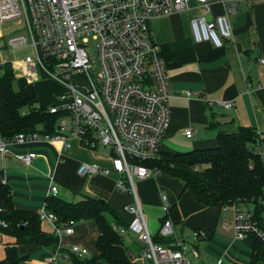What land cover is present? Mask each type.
I'll return each instance as SVG.
<instances>
[{
  "label": "built area",
  "instance_id": "1",
  "mask_svg": "<svg viewBox=\"0 0 264 264\" xmlns=\"http://www.w3.org/2000/svg\"><path fill=\"white\" fill-rule=\"evenodd\" d=\"M197 1L208 8L213 0ZM187 8V0H0V39L6 23L15 22L7 31L19 24L23 26L21 31L0 41V53L7 57L9 51L32 50L30 55L11 62L14 76L25 78L29 84L49 77L68 89L60 96L61 104L49 108L50 113L61 114L56 134H19L13 140L0 134V155L5 158L13 144L41 140L60 142L64 149L72 139L90 149L108 147L113 172L120 176L117 188L134 200L124 209L132 220L126 227L114 228L123 235L132 234L141 244L142 250L136 254L144 264H193L189 255L199 257L197 249L188 242L173 237L174 222L165 194L161 195L164 217L159 236L173 241L168 245L153 242L134 186L135 178L145 180L157 174L141 163L161 155L162 140L171 120L169 78L149 25L154 18ZM236 10L237 5L230 3L225 16L211 21L206 16L193 18L195 40H211L222 47L223 39L232 36L228 14ZM192 95L189 92L187 97ZM218 105L230 110L235 104L224 101ZM193 134L192 130L185 131L187 138ZM34 157L20 154L18 159L29 166ZM78 173L109 175L112 171L96 164H82ZM58 192L53 181L49 195L57 196ZM227 211L234 214L236 239H247L249 234L264 239L248 207L232 206ZM39 215L54 226L59 240L74 232L75 222L59 226L56 215L45 206ZM204 237L200 230L193 232L195 242ZM59 255L70 261L91 253L77 244L64 248L59 241ZM57 258L48 262L60 264ZM216 264L224 263L220 260Z\"/></svg>",
  "mask_w": 264,
  "mask_h": 264
},
{
  "label": "crops",
  "instance_id": "2",
  "mask_svg": "<svg viewBox=\"0 0 264 264\" xmlns=\"http://www.w3.org/2000/svg\"><path fill=\"white\" fill-rule=\"evenodd\" d=\"M230 3L237 5L236 12L228 14L232 36L223 39L222 47L211 40L197 42L191 20L225 16ZM187 4V9L154 18L149 25L167 70L171 95V120L162 140V152L211 148L216 146L219 134L235 132L240 127L255 128L264 142V1L213 0L208 8L197 0H187ZM189 92L193 94L191 98L187 97ZM224 101L235 105L227 110L218 105ZM186 130L193 131L192 138L185 136ZM101 147L90 149L77 139H72L66 149L60 142L42 140L10 146L5 158L0 155V175L11 186L15 207L40 212L54 181L57 196L78 201L83 196L102 199L129 223L133 217L124 209L133 204V197L117 188L120 176L113 172L110 149L104 152ZM20 154H33L31 165L19 160ZM82 164H96L112 173L80 176ZM134 186L144 213L150 209L156 217L160 212L164 217L161 195L168 197L174 229L179 224L185 226V241L199 253V257L192 255L194 264H216L220 260L224 264H250L252 241L235 238L231 211L201 205L185 191L181 181L167 174L134 180ZM42 228L54 232V226L47 221H43ZM195 230L205 233L199 242L193 240ZM99 235L94 222L75 223L74 232L59 241L64 248L77 244L92 254ZM15 242L12 237L0 235V261L6 256V245ZM19 252L27 257L24 264H50L48 260L56 256L60 264L69 262L60 257L59 244L52 248L20 246Z\"/></svg>",
  "mask_w": 264,
  "mask_h": 264
},
{
  "label": "trees",
  "instance_id": "3",
  "mask_svg": "<svg viewBox=\"0 0 264 264\" xmlns=\"http://www.w3.org/2000/svg\"><path fill=\"white\" fill-rule=\"evenodd\" d=\"M15 78L11 62L0 67L1 136L13 140L19 134H56L61 114L37 106L33 84L16 90ZM141 164L181 181L185 191L205 207L221 206L225 211L232 206L248 207L252 220L264 233V142L255 128L240 127L235 132L221 133L211 148L185 153L161 150L158 158ZM45 207L56 215L59 226L70 221L94 222L99 228L95 253L83 259L72 257L67 264H144L125 245V235L114 228L128 223L104 200L85 196L79 201H67L49 195ZM42 223L39 212L15 207L11 186L0 175V235L16 240L6 245V256L0 264H24L27 257L20 255V246H57L59 238L54 232L44 231ZM247 238L252 241L250 264H264V239L256 234ZM172 241L159 234L153 237L155 244L168 245Z\"/></svg>",
  "mask_w": 264,
  "mask_h": 264
},
{
  "label": "rangeland",
  "instance_id": "4",
  "mask_svg": "<svg viewBox=\"0 0 264 264\" xmlns=\"http://www.w3.org/2000/svg\"><path fill=\"white\" fill-rule=\"evenodd\" d=\"M14 24H15V22H8L3 26V33H2L3 38L0 39V41L7 40L10 36H12L15 33L22 30V28H23L22 24H19L15 27L9 29L8 31L6 30L7 28L11 27ZM31 53H32V50H30L29 48L25 49L24 51H20V52L9 51L7 53V57L0 53V64L2 65L6 62H13L16 59L24 58L25 56L30 55ZM57 73L58 72H55V74H57ZM77 83L81 84V82H79V81H77ZM26 86H27V80L25 78H15L14 87L16 89L20 90ZM33 86L36 89V92L38 95L39 102H38L37 106L46 107L48 109L51 106H59L61 104L60 96L62 94H65L66 92H68V89L63 84H61L57 80H55L53 78H49V77L37 79L33 83ZM101 149H102L101 151H104V152L109 151L108 147L102 146ZM136 180H137V178H135V181ZM84 197L85 196H83V198ZM63 199H65L67 201H78V199L74 200L71 198H64V197H63ZM145 214H147L149 216L148 227H149L150 234L152 235V237H156V235L159 234V231L161 229L160 218H162L163 214H162V212H160L159 213L160 216L156 217L154 215L153 211L150 209H145ZM186 230H188V229L186 228ZM188 231H190V233H192L191 229ZM173 237L185 240V226H183L181 224L175 226V234L173 235ZM125 245L128 248H130L131 250H133L135 253H139L142 250L141 244L136 242V239L132 236V234H126L125 235ZM189 257L194 264V258L192 257V255H189ZM141 260H143V259H141ZM143 263H144V260H143ZM96 264H108V263H106L104 261H99Z\"/></svg>",
  "mask_w": 264,
  "mask_h": 264
},
{
  "label": "water",
  "instance_id": "5",
  "mask_svg": "<svg viewBox=\"0 0 264 264\" xmlns=\"http://www.w3.org/2000/svg\"><path fill=\"white\" fill-rule=\"evenodd\" d=\"M206 20L207 21H211L212 20V17L211 16H206Z\"/></svg>",
  "mask_w": 264,
  "mask_h": 264
}]
</instances>
